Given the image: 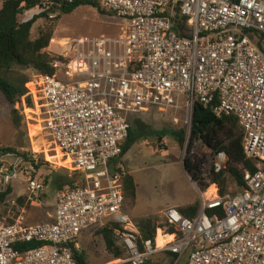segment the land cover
<instances>
[{
    "label": "built area",
    "instance_id": "1",
    "mask_svg": "<svg viewBox=\"0 0 264 264\" xmlns=\"http://www.w3.org/2000/svg\"><path fill=\"white\" fill-rule=\"evenodd\" d=\"M94 1L124 22L125 34L67 39V62L53 63L56 75H35L27 94L47 138L85 177V186L59 192L47 223L26 225L25 208L14 203L17 221H0V264H79L74 250L80 251L81 234L111 224L119 225L116 234L127 252L120 264H264V0ZM177 16L185 20V35L175 30ZM197 104L217 118L236 116L244 130V152L257 171H245L246 188L236 194L222 196L212 182L227 170V154L201 138L191 143ZM152 109L182 126L191 144L183 166L189 160L207 184L202 192L186 172L200 192L201 209L191 219L166 208L161 232L171 239L161 247L156 240L141 245L124 209L127 174L112 168L129 137V115ZM20 173L22 156L0 154V189ZM46 189L29 178L26 202L40 203ZM27 243L42 245L18 248Z\"/></svg>",
    "mask_w": 264,
    "mask_h": 264
},
{
    "label": "rangeland",
    "instance_id": "2",
    "mask_svg": "<svg viewBox=\"0 0 264 264\" xmlns=\"http://www.w3.org/2000/svg\"><path fill=\"white\" fill-rule=\"evenodd\" d=\"M47 10L48 6L44 4L42 7L25 12L19 19L21 22H27ZM45 28L52 29L53 31V38L45 53L57 59L56 61H60V58H65L67 55L66 47H62V45L67 43V39L77 40L84 37L93 38L100 36L118 38L125 34L126 25L121 19L106 11L102 10L101 12L92 6H83L72 14L65 15L52 12L48 18L39 19L32 28V39H37L40 32ZM24 74L33 79L38 73L30 69L25 71ZM28 84L26 85L27 89ZM15 109L18 111L20 117L18 126L14 125L11 116L12 111ZM39 114V108L35 104L33 108L28 107L25 98L21 103L13 106L6 100L4 95L0 94V154L3 155L1 150L7 148L15 149L22 154V174H18L17 178L12 181L6 190L0 189V194H2L6 193L9 188H12V192L7 196L5 202H0V221H17L19 213L14 205V203H17L19 206L21 204L20 208L23 205L27 210V214L25 215L26 224L29 218V222L31 220L34 223L48 222L51 220L50 214H54L55 212L53 206L56 203V196L61 192L54 187L55 182L63 184V190H65L72 188L74 180L75 184L80 181L76 168L72 167L68 160H64L61 152L47 138L43 131V121ZM169 116L159 109L145 111L140 115H129L130 127L132 130H135L138 144L152 147L155 151L158 150L164 153L161 160V163L164 164L163 168L169 169L170 165L173 168L172 166L174 165L172 164H177L181 168L185 156L190 153L191 144L187 146L185 140L182 146L176 140L175 133L183 130V128L182 126H174ZM166 129L170 134L165 139H159L156 132ZM135 148L133 147L130 153L131 156ZM164 151H169V153H165ZM25 154L28 155V159H24ZM6 161L9 165L12 159L6 158ZM31 161H34L35 164H31ZM116 162L112 163L114 168ZM155 162L158 164L157 160ZM36 166L39 169H36ZM145 166V170H142V172L144 174L147 173L146 175L149 176H155V172L149 169L152 167L151 158L146 159ZM153 170L155 171V169ZM29 178L39 179L47 185V189L41 196L40 203L28 204L24 200L27 195ZM173 178H171V175L165 178L160 174L152 184L142 185L138 189V197L134 206H130L128 202L125 203V212L136 217L153 216L157 220L158 225L164 224L163 218L158 214L159 209L156 208V205L158 203H168L174 198V193H172L174 185H178L180 188L185 185L184 179ZM198 183L200 190L205 192L201 188L207 185L205 181L198 177ZM239 191L237 187L230 186L228 194H236ZM196 193L197 201L200 202V192L197 190ZM44 195L47 197L46 201L43 199ZM35 204L36 206H34ZM40 204L42 205L41 208L37 206ZM101 228L100 226L90 228L86 233L92 232V234H88L84 241L80 240L81 251L86 256L87 264H120L122 259L113 260L105 248L103 238L98 235ZM161 240L163 241V238Z\"/></svg>",
    "mask_w": 264,
    "mask_h": 264
},
{
    "label": "trees",
    "instance_id": "3",
    "mask_svg": "<svg viewBox=\"0 0 264 264\" xmlns=\"http://www.w3.org/2000/svg\"><path fill=\"white\" fill-rule=\"evenodd\" d=\"M0 3V94L4 95L6 100L13 106L21 103L25 98L27 106L33 108L34 101L27 95L28 89L26 88L31 79L24 72L31 69L43 75H56L58 73V69L53 66L57 59L45 53L53 38L52 29L45 28L40 32L39 37L33 40L31 37L33 26L39 19L48 18L52 12L68 15L83 6H92L101 12L103 9L94 0H75L73 3H70L69 0H0ZM44 4L48 6L47 11L35 16L30 21H20V16L25 12L42 7ZM175 30L185 35V20L180 16L176 17ZM59 60L67 62L64 58ZM60 78L66 81L63 75H60ZM11 116L14 125L18 126L20 120L18 111L16 109L13 110ZM169 134L170 132L167 129L156 132V135L161 140ZM184 134V130L175 133L176 140L182 146L185 141ZM135 135V130L130 127L129 137L123 145L122 157L137 142L138 137ZM199 138L214 151L225 152L228 156L227 170L222 174L212 176V182L217 184L220 194L222 196L228 194L230 186H235L240 191L244 190L246 188L245 171L254 173L257 168L256 162L248 159L245 155L243 148L244 130L238 118L234 115L217 118L210 108L197 104L194 109L191 143ZM1 152L22 156L19 151L11 148L2 149ZM24 159H28V155L25 154ZM31 164H35V162L31 161ZM36 169H39V167L36 166ZM185 171L190 174L194 181L198 180L199 176L193 173V167L189 160L186 161ZM77 174L80 181L75 184L74 180L72 188L85 186V177L79 172ZM63 186L59 182H55L54 185L60 191L63 190ZM201 188L206 191L207 185ZM123 191L125 199L130 204H134L137 196V186L133 176L126 175L124 177ZM11 192L12 188H9L6 193L0 194V202L4 203ZM24 200L26 201V198ZM19 207H21V204ZM22 208H24L23 205ZM200 209L201 201H197L194 205L187 208H178L185 217L191 219L198 215ZM218 212L223 213V210L220 209ZM15 222L10 220L7 223L14 224ZM136 225L140 233L141 245L144 241L151 240L155 242V240L159 239V232L166 226L165 223L158 225L157 220L153 217L142 219L136 222ZM119 229V225L111 224L102 227L98 232V235L103 238L105 248L113 260H125L127 258V252L116 234ZM168 231L172 233L173 229L170 228ZM41 245L40 243H27L18 246V248L27 251ZM74 253L79 264H87V259L83 252L74 250Z\"/></svg>",
    "mask_w": 264,
    "mask_h": 264
},
{
    "label": "crops",
    "instance_id": "4",
    "mask_svg": "<svg viewBox=\"0 0 264 264\" xmlns=\"http://www.w3.org/2000/svg\"><path fill=\"white\" fill-rule=\"evenodd\" d=\"M133 147H136V148H135L134 153L131 156L130 153L132 152ZM165 153H169V151H167ZM163 154L164 153H161L158 150L155 151L154 148H152V147H147L145 145L138 144V142H136L132 146V148L123 157H121L120 159L117 160V162L115 163L116 164L115 168L112 165V168L114 171H117L118 169H122L126 172L127 175L133 176L135 183H136V186H137V194H136L137 196H136L135 203H136L137 197H138V189L144 184H148V183L152 184L154 181H156L155 178L159 177L160 174L162 175V177H165V178L168 176L170 177V175H171V178H173V175H174L173 179H175V178L184 179L185 185L182 188H180L178 185H174V187H173L174 191H172V193H174V198L171 201H169L168 203H163V204L158 203L156 205V208L159 209L158 214L162 218H163V212L168 207L187 208L191 205H194L197 202V193H196L197 190L195 189V187L193 186V184L189 180V178L186 174V171L184 170V166H181V168H180V167H178L177 164H172V165H174V166H172L173 168H171V165H170L169 169H166V167L163 168L162 166H164V164L161 163V160L163 158ZM147 158H151V166L152 167H150L149 169L151 171L155 172V176H152V175L149 176V175H146L147 173L144 174L142 172V170H145L144 167H146L145 165H146V159ZM156 160L158 161V164L155 162ZM161 167L163 168V172H162ZM153 169H155V171ZM161 181H162V179H161ZM43 199L46 201L47 197L44 195ZM56 202H57V199H56ZM127 202H128V200H126V203ZM128 204L130 206H134V204H130L129 202H128ZM34 206H36V204ZM37 206L39 208L42 207L41 204L37 205ZM53 207L55 208V212H56V203ZM25 210H26V208H25ZM55 212H54V214H50L51 220L48 222H51L53 220V216L55 215ZM26 214H27V210H26ZM129 216L131 217V219L133 221L135 220L134 221L135 223L142 220V219L153 217V216L136 217L133 215H129ZM29 220H30V218H29ZM29 220H27L26 225L42 224V223H34V222H32V220L29 222ZM44 223H47V222H44ZM88 230L83 232L79 238V245H80V251L79 252H82L80 240L84 241L86 239V237L88 236V234H92V232L86 233Z\"/></svg>",
    "mask_w": 264,
    "mask_h": 264
},
{
    "label": "bare ground",
    "instance_id": "5",
    "mask_svg": "<svg viewBox=\"0 0 264 264\" xmlns=\"http://www.w3.org/2000/svg\"><path fill=\"white\" fill-rule=\"evenodd\" d=\"M215 193V188H211L208 192H207V197H210L211 195H213ZM164 236L162 235V232L160 231V238L157 239V245L159 247L165 245V243H167L171 238L170 237H167V238H163ZM163 238V241L161 240Z\"/></svg>",
    "mask_w": 264,
    "mask_h": 264
},
{
    "label": "water",
    "instance_id": "6",
    "mask_svg": "<svg viewBox=\"0 0 264 264\" xmlns=\"http://www.w3.org/2000/svg\"><path fill=\"white\" fill-rule=\"evenodd\" d=\"M184 170H185V166H184Z\"/></svg>",
    "mask_w": 264,
    "mask_h": 264
}]
</instances>
